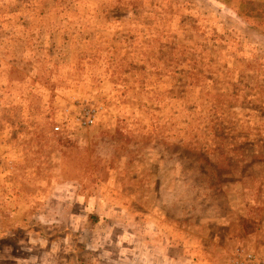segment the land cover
Masks as SVG:
<instances>
[{
    "label": "rangeland",
    "instance_id": "rangeland-1",
    "mask_svg": "<svg viewBox=\"0 0 264 264\" xmlns=\"http://www.w3.org/2000/svg\"><path fill=\"white\" fill-rule=\"evenodd\" d=\"M250 1L0 0V264L264 256Z\"/></svg>",
    "mask_w": 264,
    "mask_h": 264
},
{
    "label": "built area",
    "instance_id": "built-area-1",
    "mask_svg": "<svg viewBox=\"0 0 264 264\" xmlns=\"http://www.w3.org/2000/svg\"><path fill=\"white\" fill-rule=\"evenodd\" d=\"M92 113L93 112H89L87 116L90 117ZM56 131H58V129ZM229 264H264V258H258L243 249L235 248L231 251Z\"/></svg>",
    "mask_w": 264,
    "mask_h": 264
},
{
    "label": "crops",
    "instance_id": "crops-1",
    "mask_svg": "<svg viewBox=\"0 0 264 264\" xmlns=\"http://www.w3.org/2000/svg\"><path fill=\"white\" fill-rule=\"evenodd\" d=\"M251 2V1H250ZM248 2H246L245 6L247 5ZM252 3V2H251ZM245 10H246V7H245ZM123 244H126V242H123ZM163 245V243H161ZM235 248H240V249H243L245 250L246 252L250 253V254H253L255 255L256 257L258 258H264V256H259L253 252H251L250 250L246 249V248H243L242 246H235L233 248H231L228 253H227V256H226V263L225 264H229V260H230V257H231V251ZM161 260H163V258L161 257ZM205 264H211V259L209 260V262H206Z\"/></svg>",
    "mask_w": 264,
    "mask_h": 264
},
{
    "label": "trees",
    "instance_id": "trees-1",
    "mask_svg": "<svg viewBox=\"0 0 264 264\" xmlns=\"http://www.w3.org/2000/svg\"><path fill=\"white\" fill-rule=\"evenodd\" d=\"M261 7H264V5L263 4L259 5V4H254V3L248 2L247 5H246L245 14L246 15L247 14L250 15L253 10H257V9H259Z\"/></svg>",
    "mask_w": 264,
    "mask_h": 264
}]
</instances>
